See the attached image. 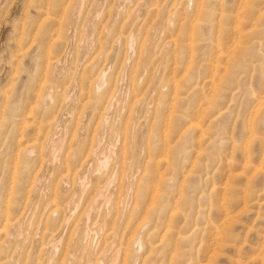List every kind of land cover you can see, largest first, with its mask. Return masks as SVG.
I'll use <instances>...</instances> for the list:
<instances>
[{
  "label": "rangeland",
  "instance_id": "1",
  "mask_svg": "<svg viewBox=\"0 0 264 264\" xmlns=\"http://www.w3.org/2000/svg\"><path fill=\"white\" fill-rule=\"evenodd\" d=\"M263 13L0 0V264H264Z\"/></svg>",
  "mask_w": 264,
  "mask_h": 264
},
{
  "label": "bare ground",
  "instance_id": "2",
  "mask_svg": "<svg viewBox=\"0 0 264 264\" xmlns=\"http://www.w3.org/2000/svg\"><path fill=\"white\" fill-rule=\"evenodd\" d=\"M195 3H196V2H195ZM242 8H243V7H242ZM198 9H199V8H198ZM198 13H199V12H198ZM263 14H264V13H263ZM48 16H49V15H48ZM191 23H193V22H191ZM191 23H190V25H191ZM195 23H196V22H195ZM246 24H247V23H246ZM255 24H256V23H255ZM242 25H243V24H242ZM246 26H247V28H248V25H246ZM252 26H253V25H252ZM254 26H255V25H254ZM249 27H250V26H249ZM193 28H195V26H194ZM260 28H261V27H260ZM260 28H259V29H260ZM259 29H258V30H259ZM190 31H191V29H190ZM244 31H245V30H244ZM261 31H262V30H261ZM250 32H253V31H250ZM238 33H239V32H238ZM246 33H247V32H246ZM253 33H254V32H253ZM261 33H262V32H261ZM242 34H243V33H242ZM242 34H240V37H241V38L243 37V36H241ZM245 35H247V34H245ZM248 35H249V34H248ZM250 35H251V33H250ZM238 36H239V35H238ZM238 36H237V37H238ZM251 36H252V35H251ZM245 37H246V36H245ZM253 39H254V37L252 36V40H253ZM231 40H232V39H231ZM231 40H230V41H231ZM237 40H238V39H237ZM249 40H251V38H250ZM252 40L249 41V42L252 43V42H253ZM234 41H235V39H234ZM241 41H242V40H241ZM241 41H240V42H241ZM174 42H175V41H174ZM246 42H247V41H246ZM185 43H187V40L185 41ZM230 43H233V40H232V42H230ZM236 43H237V42H236ZM241 43L243 44V42H241ZM241 43L238 44V45L241 46V45H242ZM172 44H173V42H172ZM244 44H245L244 46H247L246 43H244ZM249 44H250V43H249ZM174 45H175V44H174ZM174 45H173V46H174ZM252 45H253V44H252ZM219 46H220V45H219ZM242 46H243V45H242ZM254 46H255V45H254ZM229 47H230V46H229ZM233 47H234V46H233ZM235 47H236V46H235ZM221 48H222V47H221ZM250 48H251V47H250ZM239 49H240V47H239ZM239 49H237V50H239ZM243 49H244V47L242 48V51H243ZM174 50H175V49H174ZM215 50H216V49H215ZM233 50H234V48H233ZM192 51H193V50H192ZM220 51H221V50H220ZM231 51H232V50H231ZM242 51H241V53H240V51H239V53H237V54H242ZM187 52H188V51H187ZM227 52H228V51H227ZM227 52H226V53H227ZM236 52H238V51H236ZM222 53H224V52H222ZM234 53H235V50H234ZM215 54H216V56H217V53H215ZM231 54H232V53H231ZM237 54H236V55H237ZM187 55L189 56L188 53H187ZM223 55H224V54H223ZM226 56H227V55H226ZM232 56H233V55H232ZM238 56H239V55H238ZM240 56H241V55H240ZM217 57H219V54H218ZM230 57H231V56H230ZM236 57H237V56H236ZM223 58H224V57H223ZM223 58H222V59H223ZM215 60L217 61V60H219V59H218V58H215ZM220 60H221V59H220ZM224 60H225V58H224ZM216 61H214V62H216ZM225 62H226V61H225ZM228 62H229V61H228ZM216 63H217V62H216ZM225 64H226V63H225ZM210 67H211V66H210ZM207 68H208L207 70L209 71V69H210V68H209V65H208ZM217 69H218V68H217ZM223 69H224V68H223ZM215 70H216V67H215ZM229 70H230V69H229ZM263 70H264V69H263ZM208 71H207V72H208ZM212 71H214V70H212ZM223 71H225V70H223ZM210 72H211V71H210ZM218 72H220V71H218ZM210 74H211V73H210ZM217 74H218V76H219V73H217ZM207 75H208V74H207ZM214 75H216V74L214 73ZM209 77H210V76H209ZM214 77H215V76H214ZM216 77H217V76H216ZM219 77H220V76H219ZM224 77H225V76H224ZM220 78H221V77H220ZM182 79H183V78H182ZM212 79H213L212 81H214L215 78H212ZM217 79H218V78H216V80H217ZM222 80H223V79H222ZM206 81H207V84H208V80H206ZM209 81H210V80H209ZM217 81H219V79H218ZM173 83H174V82H171V83H170L172 87H173V85H172ZM175 83H176V82H175ZM204 84H205V83H204ZM207 84H206V86H207ZM217 84L219 85V82H218ZM168 85H169V84H168ZM177 85H178V84H177ZM213 85H214V84H213ZM201 86H202V85H201ZM209 86H210V85H209ZM214 86H215V85H214ZM214 86H213V87H214ZM183 87H184V86H183ZM216 87H217V86H216ZM216 87H214V88H216ZM170 88H171V87H170ZM179 88H180V87H179ZM206 88H207V87H206ZM217 88H218V87H217ZM219 88H220V87H219ZM221 88H223V87H221ZM224 88H225V87H224ZM172 89H173V88H172ZM172 89H171V90H172ZM175 89H176V87H175ZM207 89H209V88H207ZM211 89H212V88H211ZM177 90H178V88H177ZM177 90H175V92H174V93H175V96H176V91H177ZM219 90H221V89H219ZM172 91H173V90H172ZM180 91H181V90H180ZM177 92H178V91H177ZM208 92H209V90H208ZM212 92H213L212 95H214V90H213ZM226 93H227V92H226ZM177 94H178V93H177ZM216 94H217V93H216ZM216 94H215V95H216ZM221 94H222V93H221ZM172 95H173V94H172ZM176 97H177V96H176ZM210 97H211V96H210ZM180 98H181V97H180ZM180 98H179V100H180ZM183 98H184V97H183ZM205 98H206V97H205ZM208 98H209V96H208ZM175 99H176V98H175ZM213 99H214V98H213ZM261 99H262V98H261ZM179 100H178V101H179ZM203 100H204V99H203ZM202 102L205 103V100L202 101ZM213 102H214V101H212L211 103H213ZM204 103H202V105L205 106ZM206 103H208V102H207V99H206ZM214 104H215V103H214ZM258 104H259V103H258ZM262 105H264V104H262ZM209 106H210V105H208V107H209ZM208 107H207V108H204V109L208 110ZM213 107H214V105H213ZM210 108H211V107H209V109H210ZM172 109H173V108H172ZM173 111H174V110H173ZM171 114H172V113H171ZM172 115H173V114H172ZM193 121H194V120H193ZM195 121H196V120H195ZM188 123H190V122H188ZM198 123H199V121H198ZM198 123H197L196 125H198ZM202 123H203V122H202ZM200 124H201V123H200ZM187 125H188V124H187ZM202 126H203V124H202ZM204 127H205V125H204ZM206 127H208V126H206ZM196 128H197V127H196ZM200 128H201V127H200ZM202 128H203V127H202ZM208 128H209V127H208ZM208 128H206V129L209 130ZM198 130H200V129H197V133H198ZM207 130H206V131H207ZM202 131H203V130H202ZM203 132H205V131H203ZM201 134H203V133H201ZM207 134H208V133H207ZM207 134H206V135H207ZM204 135H205V133H204ZM204 135H203V136H204ZM199 136H200V133H199ZM252 136H253V135H252ZM204 137H205V136H204ZM202 138H203V137H202ZM251 138H253V137H251ZM251 138H250V139H251ZM256 140H257V139H256ZM258 140L260 141V139H258ZM203 141H204V140H203ZM251 141L254 142V140H251ZM20 144H21V143H20ZM18 146H19V145H18ZM22 147H23V146H22ZM23 149H24V148H23ZM198 154H199V153H198ZM103 166H104V165H103ZM15 170H16V169H15ZM159 179H160V178H159ZM63 180H64V179H63ZM155 180H156V179H155ZM161 182L163 183V181H161ZM12 183H13V182H12ZM157 183H158V182H157ZM156 186H157V184H156ZM158 186H159V184H158ZM55 196H56V195H55ZM55 206H57V205H55ZM47 211H48V210H47ZM61 211H62V210H61ZM64 211H65V210H64ZM177 211H178V209H177ZM57 212H58V211H57ZM171 212H172V211H171ZM47 213H48V212H47ZM6 214H7V213H6ZM172 214H173V213H172ZM46 215H47V214H46ZM12 217H13V216H12ZM49 219H50V218H49ZM5 227H6V226H5ZM134 233H135V232H134ZM132 236H133V235H132ZM129 237H130V236H129ZM126 239H127V238H126ZM126 243H127V242H126ZM85 252H86V251H85ZM118 252H119V251H118ZM129 253H130V252H129ZM118 259H119V258H118ZM71 260H74V259H71Z\"/></svg>",
  "mask_w": 264,
  "mask_h": 264
}]
</instances>
